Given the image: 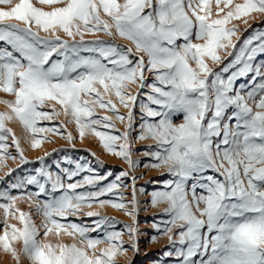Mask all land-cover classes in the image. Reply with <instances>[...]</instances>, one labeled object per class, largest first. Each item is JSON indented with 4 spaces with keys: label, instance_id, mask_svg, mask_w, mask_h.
Returning a JSON list of instances; mask_svg holds the SVG:
<instances>
[{
    "label": "snow or ice",
    "instance_id": "1",
    "mask_svg": "<svg viewBox=\"0 0 264 264\" xmlns=\"http://www.w3.org/2000/svg\"><path fill=\"white\" fill-rule=\"evenodd\" d=\"M12 3L13 0H0V4ZM39 3L64 6L44 11L31 0H19L10 10L0 9V42L5 45L0 48V83L4 92L15 96L14 101H4L11 111L0 113V150L7 149L11 133L6 121L19 119L33 134L58 131L61 125L38 127L61 114L54 105L51 111L42 110L54 101L62 106L63 114H70L75 120L80 137L91 131L104 148L126 160L134 170L138 162L131 158V131L113 134L115 125L110 117L93 118L99 106L116 112L121 122L125 120L112 100H106L99 92L97 85H102L105 94L114 92L129 109L127 126L132 131L135 127L141 129L137 138L158 142L153 154L156 163L151 166L166 167L172 178L164 181L165 190L152 193L150 203L168 205L157 231L167 235L176 248V264H264V65L253 66L258 56H264V34L255 38L258 43L245 41L237 50L232 42L236 30L227 27L233 19L264 14V0H215L220 13L228 8L221 18L215 19L209 0ZM102 13L107 19L102 18ZM11 20L23 26L7 23ZM41 30L49 35L41 36ZM58 31L71 38V42L56 35ZM97 32L118 34L131 41L134 48L104 40H84L86 33ZM193 37L202 42L194 43ZM229 46L237 51L231 66L239 67L223 79L208 67L206 59L221 62L217 50ZM146 70L154 75L151 82L147 81ZM222 71L228 72L229 66ZM249 74H253L250 83L254 87L244 95L236 90L234 82ZM133 84L150 89L143 94L146 102L139 103L138 125L135 110L140 94L126 92ZM229 109L233 111L225 119ZM176 116H182V122L175 123ZM98 125L107 131H98ZM67 138L72 140L71 134ZM13 142L24 160L14 135ZM40 145L41 140L36 139L33 147ZM93 171L77 164L75 170L66 171L67 179L83 172L88 175L67 185L64 177H54L44 169L40 176L46 178L45 182L35 176L29 179L28 184L38 186L30 197H48L37 205V211L45 217L43 238L31 217L20 212L22 228L4 225L5 231L0 235L4 251L11 252L17 260L22 251L31 264H115L117 252H127L122 233L111 230L118 221L94 212L87 213L90 218L96 217L91 226L75 222L65 225L57 219L76 216L85 204L90 207L93 202L102 207L111 204L125 212L131 203L133 210L128 214H138L136 177L131 178L132 201L126 202L123 193L114 190L127 187L123 178L129 176L128 172L121 171L111 182L101 184L112 173L94 176ZM85 185L95 190L76 191ZM105 195L117 199L101 200ZM16 199L0 192V200L7 201L0 203L6 216ZM125 227L133 241L129 247L138 251V228ZM174 228L178 229L175 233ZM92 232L98 233V238L91 237ZM49 234L79 237L84 246L53 244L45 239ZM21 240L23 247L18 251L12 242ZM105 242L110 247L97 255V246ZM165 255L171 257L173 252Z\"/></svg>",
    "mask_w": 264,
    "mask_h": 264
},
{
    "label": "rangeland",
    "instance_id": "2",
    "mask_svg": "<svg viewBox=\"0 0 264 264\" xmlns=\"http://www.w3.org/2000/svg\"><path fill=\"white\" fill-rule=\"evenodd\" d=\"M241 1L243 2V0H233V3H242ZM18 2L19 0H13V3L10 5L0 4V9L10 10L11 7H14L15 3ZM31 2L36 7L42 8L44 11H52L57 6H64L61 3H54L51 5L40 4L39 0H31ZM214 3L215 0H209V7L211 8V12L213 11L212 18H221L222 16H219L220 14L222 15V13L218 11L219 9L217 8V6L216 8L214 7ZM221 7L223 6L221 5ZM225 9L227 10H224L223 14L228 11V8ZM102 18L105 19L107 17L105 15ZM7 23L21 22L11 20ZM228 25L227 27L234 28L236 30V35L232 37V42L236 44V49L238 50L245 41L251 40L254 43L259 42L256 41L255 38L261 34H264V14L253 13L248 17L233 19ZM21 26H23L22 23ZM33 30H36L35 27L33 28ZM114 30L115 29H113V31ZM57 33L56 35H59L61 39H68L69 42H71V38L66 36L65 33H62L61 31H58ZM40 34L41 36L49 35V33H45L42 30L40 31ZM86 35L89 36V38ZM113 36H109L104 32H97L94 34L87 33L85 34L84 38L86 40L88 39L87 41L104 40L108 42H114L116 45L121 44L125 47L134 48V44L131 43V41L128 42L127 39L122 38L119 35ZM79 39L80 37L77 36L76 40L79 41ZM125 40L127 43L125 42ZM122 41L128 46H126ZM197 41L198 40L193 37V42L196 43ZM3 47H5V45L0 42V48ZM229 47L226 49L217 50V55L220 56L222 54L223 56H220L221 62L217 63L212 61L211 59L209 60V58L208 61L206 60L208 67L213 72L220 74L221 78L223 79H227V77L230 76L232 72H235L239 67L238 65L231 66L234 62L235 55H237V51L232 49L231 47L230 49ZM229 49L231 50V55H229ZM219 50L222 52L221 54H219ZM84 55H87V53H84ZM136 55L140 56L143 54L136 53ZM146 58L147 57L145 56V60H147ZM211 63L213 64L211 65ZM260 65H264V56H258L253 62L254 67H258ZM192 66L195 67V64H193ZM226 66H229V71L223 72L222 70ZM262 71H264V69H262ZM146 76L148 82H151L154 79V75L147 72V70ZM252 77L253 74H249L247 77L237 79L234 82L236 90L241 91V94L246 95L247 92L254 87V85L250 83ZM211 78L212 77H209V79ZM259 82L260 80L257 79V85ZM97 88L99 92L104 95L106 100H112V102L116 105L119 114L123 115L125 117V120L121 122L116 112L111 109L100 108L99 106H96V112L93 118L104 116L110 117L115 125V129L112 130L113 134L119 135L120 133H123L125 131H131V138L133 140V144L131 146V158L132 160L138 162V166L133 170L126 160L117 155H114L113 153H110L106 148H104L103 142L99 139V137L95 136V134L91 131H86L85 135L83 137H80L79 127L75 123V120L71 117L70 114H63L62 106L54 101L49 102L48 105H46V107L42 110L51 111V106L54 105L56 112H59L61 114L58 117L54 118L52 122L43 121L39 123L38 127L49 128L61 125L62 127H59L58 131H46L44 133L33 134L29 129H26L24 124H22L19 119L6 121V127L11 129V133L9 134V138L6 142L8 144L7 149L0 150V192H7L13 196H16L17 199L7 216L5 215V209L0 208L1 211L3 210L2 212L0 211V235H3L5 231V223L15 226L18 224V228H22L23 225L19 221L18 216L20 212H23L31 217V220L35 223L36 227L40 229L41 238H43V222L45 218L42 213L37 211V205L40 202L46 200L48 197L44 195L30 197L29 194L36 192L38 190V186L30 185L27 183V181L35 176L41 182H45L46 178L40 176V170L44 169L46 171H50L54 177L56 175L64 177V183L65 185H67V183L75 182V180L81 179L84 175H88L87 172H83L80 175L74 177L72 180L67 179L65 175L66 171L75 170L77 164H84L94 170L92 173L94 176H104L108 172L112 173V175L109 176L108 179L100 181L99 183L101 184H107L111 182L121 171L128 172L129 176L123 178V182L127 184V187H121L114 190V192L123 193L122 199L126 202L132 201L133 184L131 178L136 177L135 188L137 193V200L139 201L138 214L136 216L128 214V212H131L133 210V205L131 203H128V212H125L123 209L115 208L111 204H107L102 207L98 202H93L90 207L85 204L78 211V214L76 216H68L67 220L59 217L57 219L65 225H67L68 222H75L91 226L92 221L96 219V217L90 218L87 216V213L94 212L99 213L101 216L112 217L116 221H118L119 223H117L111 230L120 231L122 233L121 240L124 242V248L127 249V252L126 254L117 252L116 256L113 258L115 260V264H176V248L173 247V245L170 243L167 235H163L161 234V232L157 231V224H159L161 216L164 213V209L167 208L168 205L160 204L158 206H153L150 203L152 199V193L157 190H165L164 181L172 178L168 173L166 167L161 166L159 168H156L151 166L152 164L156 163L153 154L155 151H157L158 142L152 138L143 140L138 139L137 137L141 129L139 127H135V130L132 131L127 126V113L129 109L124 107V105L119 102V98L115 96L114 92L111 95H108L104 93L102 85H97ZM2 89L3 85L2 83H0V113L10 112L11 109L6 103H4V101H14L15 96L8 93L9 95L6 94L8 96L5 97L4 93L7 92H4ZM148 91H150V89H142L138 84H133L128 89H126V92H131V94L133 95L140 94L138 96L137 108L135 110V123L137 125L141 122V109L139 108V103L141 101L146 102L143 94ZM84 98L88 99V97ZM232 111L233 109L228 110L225 119L227 118V115L231 114ZM174 122H182V116L174 117ZM97 130L107 131L106 129H104L103 125H98ZM69 134H71L72 140H69L67 138ZM13 135L15 136L16 140L19 141L20 150L23 153L24 160H21L20 152H18L15 147V143L13 142ZM36 139L41 140V145L39 147H33L34 141ZM49 185L50 184L46 185V187H50ZM190 185L191 181H189V186ZM85 188H88L89 190H95L92 189L91 186L85 185L84 188H78L76 189V191H84ZM199 191L200 190L197 189V193H199ZM59 194L60 193L58 192L57 195ZM109 198L117 199V197L114 195H112L111 197L109 195L100 197L101 200H107ZM189 199H191V195L189 196ZM0 203H7V201L0 200ZM29 204L30 206H32L30 207ZM164 219H167V217H164ZM126 225H133L134 227L138 228V251H133L129 247V245L133 241L129 238L125 227ZM161 227H163V225H161ZM7 230L11 232L10 228ZM176 231H178V229L174 228L173 233H175ZM90 236L93 238H98V233L92 232L90 233ZM153 237H155V240H153ZM45 239L51 241L53 244L62 243V240H66V244L76 243L78 246H84L83 244H81V240L79 237L68 235L56 236L53 234H49V236ZM12 243L18 251H20L23 247L22 240L13 241ZM108 247H110V245L107 242L98 245L96 250L97 255H99L102 250L107 249ZM88 251L89 255H91V250L89 249ZM168 251H172L173 256H166L165 253ZM0 264H31V262L22 252L20 253L19 260H17V258L13 256L11 252L4 251L3 247L0 246Z\"/></svg>",
    "mask_w": 264,
    "mask_h": 264
},
{
    "label": "bare ground",
    "instance_id": "3",
    "mask_svg": "<svg viewBox=\"0 0 264 264\" xmlns=\"http://www.w3.org/2000/svg\"><path fill=\"white\" fill-rule=\"evenodd\" d=\"M241 2H242V1H241ZM210 3H211V2H210ZM214 5H215V6H214ZM214 5H213V6L216 8V4H215V3H214ZM59 6H60V5H59ZM222 6H223V5H222ZM57 7H58V6H57ZM55 8H56V7H55ZM225 10H227V9H225ZM218 11H219V10H218ZM212 12H213V11H212ZM216 13H217V12H216ZM102 15H103V14H102ZM223 15H224V14L222 13V15L220 14L219 17H221V16H223ZM104 16H105V15H103L102 17H104ZM213 18H214V17H213ZM105 19H107V18H105ZM228 26H229V25H228ZM229 27H230V26H229ZM61 32H62V31H61ZM114 32H115V30H114ZM62 33H63V32H62ZM57 34H58V33H57ZM86 34H87V33H86ZM88 35H89V34H88ZM115 35L117 36L118 34H115ZM66 36H67V35H66ZM84 36H85V35H84ZM86 36H87V35H86ZM87 37L89 38V36H87ZM87 37H86V38H87ZM91 37H92V36H91ZM91 37H90V38H91ZM113 37H114V36H113ZM76 38H77V37H76ZM84 39H85V38H84ZM85 40H86V39H85ZM87 40H88V39H87ZM87 40H86V41H87ZM122 42H123V41H122ZM125 42H126V40H125ZM128 42H129V40H128ZM201 42H202V41H199V40H198L196 43H201ZM123 43H124V42H123ZM126 43H127V42H126ZM126 43H124V44L126 45ZM131 43H132V42H131ZM131 43H130V44H131ZM119 44H120V43H119ZM130 44H129V45H130ZM120 45H121V44H120ZM121 46H122V45H121ZM126 46H128V45H126ZM236 47H237V46H236ZM229 48H230V47H229ZM230 49H231V48H230ZM230 49H229V50H230ZM220 50H222V49H220ZM220 50H219V54L222 53ZM217 52H218V51H217ZM223 52H224V51H223ZM225 52H226V51H225ZM229 53H231V50L229 51ZM232 53H233V52H232ZM142 54H143V53H142ZM225 54H226V53H225ZM223 55H224V54H223ZM220 56H222V54H221ZM226 56H227V55H226ZM222 57H223V56H222ZM228 57H229V56H228ZM231 57H232V56H231ZM229 58H230V57H229ZM146 59H147V58H146ZM206 60L208 61V59H206ZM209 60H210V58H209ZM211 62H212V61H211ZM231 62H232V61H231ZM212 64H213V63H211V65H212ZM223 65H224V64H223ZM227 65H229V64H227ZM221 67H223V66H221ZM235 68H236V67H235ZM232 69H233V67H232ZM235 70H236V69H235ZM233 71H234V70H233ZM236 71H237V70H236ZM2 85H3V84H2ZM4 94H5V97L9 95L8 93H4ZM4 94H3V95H4ZM6 94H8V95H6ZM1 95H2V94H1ZM10 97H11V96H10ZM22 124H23V123H22ZM26 129H27V128H26ZM45 180H46V179H45ZM46 185H48V184H46ZM49 186H50V185H49ZM17 204H18V203H17ZM20 204H22V203H20ZM27 204H28V203H27ZM18 206H19V205H18ZM29 206H30V204H29ZM31 206H32V205H31ZM31 206H30V207H31ZM22 207H23V206H22ZM27 207H28V205H27ZM33 207H34V206H33ZM20 208H21V207H20ZM24 208H25V206H24ZM26 209H27V208H26ZM21 210H22V209H21ZM0 211H1V210H0ZM2 211H3V210H2ZM2 211H1V212H2ZM3 213H4V212H3ZM37 213H38V212H37ZM44 218H45V217H44ZM17 225H18V224H17ZM17 225H16V227L18 228L19 225H18V226H17ZM21 227H22V226H21ZM66 242H67L66 240H62V243L66 244ZM68 242H69V241H68ZM19 243H20V242H19ZM19 248H20V247H19ZM21 252H22V251H21ZM21 252H20V253H21Z\"/></svg>",
    "mask_w": 264,
    "mask_h": 264
}]
</instances>
